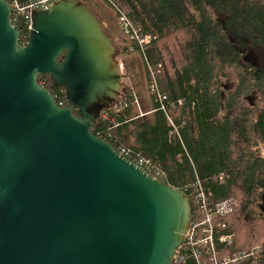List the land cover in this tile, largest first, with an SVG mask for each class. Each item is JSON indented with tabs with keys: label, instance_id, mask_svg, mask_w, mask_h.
Segmentation results:
<instances>
[{
	"label": "water",
	"instance_id": "obj_1",
	"mask_svg": "<svg viewBox=\"0 0 264 264\" xmlns=\"http://www.w3.org/2000/svg\"><path fill=\"white\" fill-rule=\"evenodd\" d=\"M19 36L0 0V264H174L188 196L91 130L129 91L119 39L81 0Z\"/></svg>",
	"mask_w": 264,
	"mask_h": 264
},
{
	"label": "trees",
	"instance_id": "obj_2",
	"mask_svg": "<svg viewBox=\"0 0 264 264\" xmlns=\"http://www.w3.org/2000/svg\"><path fill=\"white\" fill-rule=\"evenodd\" d=\"M122 1L157 35L140 56L146 81L144 60L160 64L156 84L164 98L155 103L147 88L152 111L140 115L138 94L129 89L120 101L126 105L106 109L92 132L114 149L124 146L129 158L148 159L173 187L198 183L215 199L232 198L224 218L233 236L228 249L259 244L264 264V0ZM25 39L21 30L19 41ZM249 49L260 51V62L244 63ZM52 92L66 103L63 88Z\"/></svg>",
	"mask_w": 264,
	"mask_h": 264
},
{
	"label": "built area",
	"instance_id": "obj_3",
	"mask_svg": "<svg viewBox=\"0 0 264 264\" xmlns=\"http://www.w3.org/2000/svg\"><path fill=\"white\" fill-rule=\"evenodd\" d=\"M57 1L7 0L11 7L12 24L18 25L19 30H23L27 38L29 31L32 29L33 11L47 9ZM101 1L112 9L120 29L125 34L126 38L124 39V50L122 53L143 55V52L152 45V39L156 37L155 33L144 31L142 25L134 21L123 8L122 0ZM144 66L148 75L147 88L150 95L155 103L156 101L161 102L164 95L158 91L156 84V79L160 72V64L153 67V65L146 63L144 60ZM118 69L122 72V63L120 61H118ZM57 103L58 105L64 104L62 100L57 101ZM120 104L114 106L116 110L119 109V106L126 105L125 102ZM105 114L106 110H102L101 116ZM167 119L168 123L174 126L169 115H167ZM176 129L177 127H173L174 132L177 131ZM115 150L127 159L129 158L128 150L124 146H118ZM130 158L131 162L148 174L156 178L163 176L148 159L143 157ZM218 181L223 184L224 177L222 174L219 175ZM182 189L188 196L191 215L184 240L175 252L174 264L185 263L187 258L194 260V264H258L261 254L259 244L232 251L228 249L233 242V236L225 231L226 223L223 217L230 214L235 207V202L232 198L215 199L210 191L206 192L198 183H192Z\"/></svg>",
	"mask_w": 264,
	"mask_h": 264
},
{
	"label": "rangeland",
	"instance_id": "obj_4",
	"mask_svg": "<svg viewBox=\"0 0 264 264\" xmlns=\"http://www.w3.org/2000/svg\"><path fill=\"white\" fill-rule=\"evenodd\" d=\"M87 1H88L87 3H89L91 6H93L94 8H96L97 10L100 11V14L102 15V18H103L102 21L104 23H106V26L109 28V30H111L116 35V37L119 39V45L121 47L123 45L124 39L126 37L118 25V21H117L115 14H114V20H110L107 16V15H109L108 11H110V9L105 5L104 2H102V1L98 2L96 0H92V1L87 0ZM121 4H122L123 8L131 16L132 10H131V8H129L128 4H126L124 1H122ZM134 20L137 22L136 19H134ZM246 56L248 58L247 59L248 61L247 62L244 61V63L252 62L253 64H256V63L260 62V60H261V53L257 49H249V51L246 53ZM117 60L122 63V73H124L125 68L127 67V68H129L128 71L132 72L136 76V79L140 80L139 83L142 86L146 85V83H147V81L145 82L146 75L144 72L143 62H142L139 54H137V53H131V54H125L124 53L123 54L122 53L120 56H118ZM229 84L230 83H227V86H229ZM123 85L126 87L131 86V82H130V79L128 77H124ZM139 90L140 89L135 88V91H139ZM224 218L225 217H223V220H224Z\"/></svg>",
	"mask_w": 264,
	"mask_h": 264
},
{
	"label": "crops",
	"instance_id": "obj_5",
	"mask_svg": "<svg viewBox=\"0 0 264 264\" xmlns=\"http://www.w3.org/2000/svg\"><path fill=\"white\" fill-rule=\"evenodd\" d=\"M100 2V1H98ZM132 72H129L128 78L130 79L131 86L129 89L133 90L138 94V102H139V113L140 115L144 114L143 111L151 112L152 104L150 103V99L148 97L147 86H142L139 83V79H136V76ZM146 82V77H145ZM135 88L140 89L139 91H135ZM146 112V113H147Z\"/></svg>",
	"mask_w": 264,
	"mask_h": 264
},
{
	"label": "flooded vegetation",
	"instance_id": "obj_6",
	"mask_svg": "<svg viewBox=\"0 0 264 264\" xmlns=\"http://www.w3.org/2000/svg\"><path fill=\"white\" fill-rule=\"evenodd\" d=\"M81 1H83V2H88L87 0H81ZM88 5H89V7H90V9L94 12V14L97 16V18L100 20V22H103L102 20H103V18H102V15L100 14V11L99 10H97L96 8H94L93 6H91L89 3H87ZM103 7V6H102ZM106 9V8H105ZM108 10V9H107ZM108 13H109V15H107L108 16V18L110 19V20H114V12L113 11H108ZM243 58H245L246 60L248 59L247 58V56H246V54L243 56ZM248 61V60H247ZM250 63H252V62H250ZM126 66V65H125ZM128 70H129V68H128ZM128 73H129V71H128ZM128 75L129 74H127L126 75V77H128ZM53 88H55V87H53ZM52 88V89H53Z\"/></svg>",
	"mask_w": 264,
	"mask_h": 264
},
{
	"label": "bare ground",
	"instance_id": "obj_7",
	"mask_svg": "<svg viewBox=\"0 0 264 264\" xmlns=\"http://www.w3.org/2000/svg\"><path fill=\"white\" fill-rule=\"evenodd\" d=\"M156 35V34H155ZM157 38V35H156V37L154 38V39H152V42L155 40Z\"/></svg>",
	"mask_w": 264,
	"mask_h": 264
}]
</instances>
